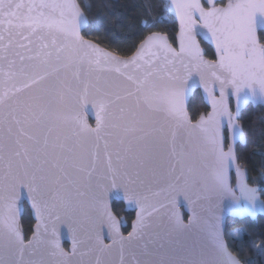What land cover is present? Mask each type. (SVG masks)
Segmentation results:
<instances>
[{"label": "snow or ice", "instance_id": "6c2138e0", "mask_svg": "<svg viewBox=\"0 0 264 264\" xmlns=\"http://www.w3.org/2000/svg\"><path fill=\"white\" fill-rule=\"evenodd\" d=\"M152 8L122 55L85 38L103 23L82 0H0V264H256L224 213H264L238 155L243 106L264 105V0ZM114 200L135 212L126 234Z\"/></svg>", "mask_w": 264, "mask_h": 264}, {"label": "trees", "instance_id": "16d2710c", "mask_svg": "<svg viewBox=\"0 0 264 264\" xmlns=\"http://www.w3.org/2000/svg\"><path fill=\"white\" fill-rule=\"evenodd\" d=\"M145 1L152 3L153 17L160 14L161 0ZM82 2L90 5V10L86 11L90 21L101 20L103 23L100 31L92 29L86 31L85 38L99 42L102 47L118 51L122 55L130 54L132 45L138 43L144 34L140 29V23L144 18L139 9L141 0H82ZM165 28L169 30L170 35L174 34V26L171 24L159 25L152 30ZM202 45L206 57L214 58L211 46L204 42ZM189 110L193 115L207 110L199 89L190 99ZM241 124L246 132L247 146L238 145L240 163L249 170L250 183L258 185L264 183V179L260 177V172L264 170V107L261 105L255 107L250 104L242 113ZM113 207L114 211L128 222L123 231L130 230L134 212L125 210L121 201H115ZM22 223L26 235L30 236L34 219L27 204H25ZM237 229L240 230L239 236H228ZM261 234H264L263 216H259L257 220H251L248 217L244 219L230 217L227 220L226 238L230 248L234 252H240L243 259H251L256 264H264V257H261L252 247V242L258 240Z\"/></svg>", "mask_w": 264, "mask_h": 264}, {"label": "water", "instance_id": "95a60500", "mask_svg": "<svg viewBox=\"0 0 264 264\" xmlns=\"http://www.w3.org/2000/svg\"><path fill=\"white\" fill-rule=\"evenodd\" d=\"M87 15V14H86ZM88 16V15H87ZM89 18V17H88ZM90 20V19H89ZM86 39H88V38H86ZM202 42H204V41H202ZM204 43H206V44H208L207 42H204ZM209 45V44H208ZM202 47H203V45H201ZM211 46V45H210ZM204 48V47H203ZM211 48L213 49V51H214V48L211 46ZM208 58V57H207ZM209 59H211V58H209ZM198 90V89H197ZM196 91V90H195ZM194 91V92H195ZM201 91V94H202V90H200ZM194 92H193V94H194ZM193 96V95H192ZM191 96V97H192ZM191 99V98H190ZM250 104H252L253 106H259V105H261V104H258V103H256V104H253V103H249V104H247V105H245V106H243V108H242V111H241V117H242V113H243V111L246 109V107H248ZM261 106H263L264 107V105H261ZM232 108H233V110H235V100L233 99V101H232ZM85 118H86V120H87V122L91 125V126H95V116H94V114L91 112V111H89V112H87V113H85ZM245 134H246V132H245ZM248 174H249V170H248ZM249 178H250V175H249ZM115 201H120V200H114L113 201V203L115 202ZM121 202H123V201H121ZM123 204H124V207H125V210H127V211H133L134 212V210H128L127 208H126V205H125V203L123 202ZM180 212L182 213V214H188V211H187V208L186 207H181L180 209ZM24 211H25V207H24ZM24 214V213H23ZM134 215H135V212H134ZM185 215V216H186ZM259 216H263L264 217V213H262V212H257L254 216H239V215H237L235 212H231V211H225V213H224V227H225V234H226V228H227V220H228V218H230V217H232V218H238V219H244V218H250L251 220H257L258 219V217ZM22 217H23V215H22ZM34 219V218H33ZM21 222H22V219H21ZM34 223H35V221H34ZM22 225H23V223H22ZM34 225V224H33ZM24 228V227H23ZM25 231V230H24ZM122 231H123V228H122ZM125 234H126V232H125ZM31 235V234H30ZM227 239V238H226ZM62 244H63V247L66 249V250H68V249H70V247H71V242H70V240H68L67 238H65V239H63L62 240ZM68 245L67 247L65 246V245Z\"/></svg>", "mask_w": 264, "mask_h": 264}, {"label": "rangeland", "instance_id": "374dc122", "mask_svg": "<svg viewBox=\"0 0 264 264\" xmlns=\"http://www.w3.org/2000/svg\"><path fill=\"white\" fill-rule=\"evenodd\" d=\"M145 3H147L145 0H141L140 6H139L140 12H141V14H142L143 17H144L143 7H144V4ZM150 15L153 16L152 12L150 13Z\"/></svg>", "mask_w": 264, "mask_h": 264}]
</instances>
